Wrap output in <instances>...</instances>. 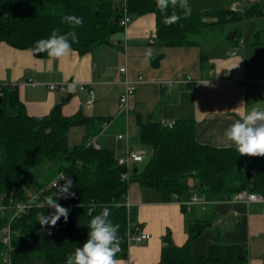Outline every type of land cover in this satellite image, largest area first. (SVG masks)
<instances>
[{"label": "trees", "instance_id": "trees-1", "mask_svg": "<svg viewBox=\"0 0 264 264\" xmlns=\"http://www.w3.org/2000/svg\"><path fill=\"white\" fill-rule=\"evenodd\" d=\"M126 4L131 17L155 12L158 38L169 45L198 43L208 27L238 24L253 13L252 10L242 12L228 8L192 10L190 15L184 16L179 7L170 6L167 12L159 11L156 0H127ZM258 11L264 14L261 9ZM173 12L181 19L166 25L165 16ZM69 14L82 17V26L64 23L63 17ZM211 15L218 19H205ZM124 16V7L114 4L113 0H0V43L7 42L34 52L36 42L47 39L53 31L59 34L75 31L78 42L71 46L85 53L109 42L112 34L123 31L125 26L120 20ZM237 24L228 32L236 44L243 37V28ZM36 55L48 56L46 52ZM0 97V205L13 206L17 201H26L30 192L39 195L32 201L31 208L19 216L13 217L12 207L0 210L2 262L7 250L2 237L9 225L12 230L11 264H25L31 260L66 264L76 248L86 242L89 222L103 206L109 207L111 222L120 226L118 237H125L129 217L135 220L133 207L129 213L124 204L133 181L159 192L165 201L172 199L174 193L188 190L190 177L195 180L194 187L209 199L231 198L249 183L253 191L264 194V156L241 155L236 147L200 144L194 136L192 120L181 119L172 124L156 120L144 123L141 140L150 145L152 155L137 169L133 167L129 181H125L122 173L127 167L119 163L114 151L99 146L98 141L95 145H87L88 137L80 145L71 147L68 144L71 126L102 123L101 119L82 112L66 116L62 103L56 104L48 115L31 116L19 97L18 87H3ZM41 167L44 169L41 176L32 174L33 169ZM60 172L65 177L57 185H51ZM68 179L72 181L69 192L75 195L57 196V203L69 210L67 220L61 217L54 227L41 226L39 213L49 216L55 211L46 205L47 198H55L58 188ZM202 225L201 220L191 223L189 239L183 245H176L170 234L165 235L157 264H247L246 246L225 243L221 236H217L207 253L193 254L191 242ZM127 247V243L122 242L115 257L125 254Z\"/></svg>", "mask_w": 264, "mask_h": 264}, {"label": "crops", "instance_id": "crops-1", "mask_svg": "<svg viewBox=\"0 0 264 264\" xmlns=\"http://www.w3.org/2000/svg\"><path fill=\"white\" fill-rule=\"evenodd\" d=\"M113 2L122 6L123 0ZM188 3L195 11H219L234 5L238 11L252 10V16L236 23L243 28L245 43L232 53L236 43L228 32L236 24L231 23L228 27H208L198 43L165 44L157 35V14L148 12L133 16L109 42L85 53L71 46L70 55L59 60L1 42L0 83L17 84L19 97L31 116L48 115L62 103L66 116L82 112L103 121L71 126V147L88 137V142L95 139L118 157L129 150H141L146 159L152 148L141 140L142 125L150 120L170 123L181 119L193 121L194 136L200 144L235 147L223 133L240 118L236 107L243 102L244 110H264V14L258 11L264 12V0ZM148 50L150 57L146 56ZM123 67L126 71H121ZM139 76L143 81L137 83L127 107H122L120 97L126 81L135 82ZM60 83L66 84L65 91L50 87ZM142 162L133 163L132 168L137 169ZM188 184V190L165 201L159 192L137 181L130 183L127 197L133 204L135 221L139 230L151 237L131 243L125 254L114 258L118 264H157L165 235L170 234L176 245L185 244L194 220L212 222L211 226L217 222L222 228L208 232V226L200 231L191 242L193 254L207 253L221 236L225 243L246 246L247 264H264V202L234 201L236 193L228 199H209L194 187L193 178H188ZM194 195L202 202H192ZM228 232L232 236L226 241Z\"/></svg>", "mask_w": 264, "mask_h": 264}, {"label": "clouds", "instance_id": "clouds-1", "mask_svg": "<svg viewBox=\"0 0 264 264\" xmlns=\"http://www.w3.org/2000/svg\"><path fill=\"white\" fill-rule=\"evenodd\" d=\"M173 9L179 7L183 9L184 16L191 14V6L188 0H156V7L161 12H167L169 7ZM181 16L175 12L171 16H165L164 23L171 25L179 22ZM63 22L73 25L82 26L83 18L75 15H66ZM78 42L75 31H69L66 34H59L58 31L53 33L47 39H41L36 42L34 52L36 54L46 52L50 58L61 59L70 55L71 44ZM152 55L151 50L146 53L147 57ZM241 105L236 107L240 109V118L236 119L229 125L223 133L226 141L235 145L241 155L264 156V110L252 109L244 110ZM72 186L70 179L65 180V185L59 187L55 198L48 197L46 205L54 209V213L44 216L39 213L38 221L41 226H56L61 217L68 218V209L57 203V196L63 194L65 198L75 193H70L69 188ZM111 211L109 207L103 206L102 210L94 215L88 225V238L82 247H77L75 253L69 256L66 264H118L114 259L119 246V225L113 224L109 219Z\"/></svg>", "mask_w": 264, "mask_h": 264}, {"label": "built area", "instance_id": "built-area-1", "mask_svg": "<svg viewBox=\"0 0 264 264\" xmlns=\"http://www.w3.org/2000/svg\"><path fill=\"white\" fill-rule=\"evenodd\" d=\"M127 0H123L122 2V7H124L125 10V16L120 20L121 25L123 26H128V24L131 22L132 17L127 13ZM234 11H238L237 5H234L230 7ZM245 43L244 37H242L239 41L238 44H236L233 47L232 53H236L237 50L239 49V46L243 45ZM121 71H126V68L123 67L121 68ZM143 81L142 76H139L138 80L135 82H127L126 89L122 92L120 100H121V105L122 107H127L129 96L136 90L137 88V83H140ZM30 82L36 83L35 80L30 79ZM9 86L11 88L17 87L16 83H0V94H2V88ZM50 87L52 89H59L61 91H65L66 89V84L65 83H60V84H51ZM84 86H82L83 88ZM90 95H91V100H93V91L90 90ZM96 140L93 139L87 143V145H95ZM145 158V152L141 150H129L125 154L121 155L118 157V161L120 164L124 165L127 167V170L122 173V180L129 181L131 171H132V164L136 162H142ZM254 172V171H252ZM65 177V174L63 172H60L59 174L56 175V177L51 181V185L55 186L57 183ZM251 179H253L251 177ZM39 195L36 193L30 192L29 199L26 201H17L13 206H7L5 204L0 205V210H5L6 208L12 207L13 209V217L19 216L22 213L26 212L29 210L32 206V201L36 198H38ZM192 202H202L197 195H194L192 197ZM234 201H243V202H264V194L258 191H253L252 190V183L248 185L247 188L244 190L237 192L234 197ZM124 204L127 206L129 213L132 211L133 204L130 202V200L127 197V194L125 196V201ZM11 234L12 230L10 225L7 228V232L3 235L2 237V242L7 246L6 253L3 257L4 262L7 264H11V256H10V250L12 249L11 246ZM151 235L147 232H142L139 230V226L136 223L135 220L132 219V217H129V222H128V229L126 232L125 237H119V246L121 245L122 242H126L127 245L129 246L133 242H143L147 239H149Z\"/></svg>", "mask_w": 264, "mask_h": 264}, {"label": "rangeland", "instance_id": "rangeland-1", "mask_svg": "<svg viewBox=\"0 0 264 264\" xmlns=\"http://www.w3.org/2000/svg\"><path fill=\"white\" fill-rule=\"evenodd\" d=\"M228 23H224L223 25L224 26H222V27H228L229 25H227ZM221 27V28H222ZM149 155L151 156L152 155V151L149 153ZM149 156V157H150ZM45 166H46V164H44ZM44 169L41 167V168H38V169H33L32 170V174L33 175H35V176H41V172L43 171ZM222 225H220V224H218L217 222H215V224L213 225V226H210V227H208L207 229H208V232H214V231H216L219 227L220 228H222L221 227ZM225 232H227V231H225ZM225 235V234H224ZM231 236H232V233H229L228 232V234L226 235V241H229V240H231ZM1 263L0 264H5L4 262H2V261H0Z\"/></svg>", "mask_w": 264, "mask_h": 264}, {"label": "water", "instance_id": "water-1", "mask_svg": "<svg viewBox=\"0 0 264 264\" xmlns=\"http://www.w3.org/2000/svg\"><path fill=\"white\" fill-rule=\"evenodd\" d=\"M0 114H2V98L1 97H0ZM174 121L175 120H171L170 124H172ZM98 145L101 146L100 143H98ZM211 225H212V222L203 224L200 231H203L206 227L211 226Z\"/></svg>", "mask_w": 264, "mask_h": 264}]
</instances>
